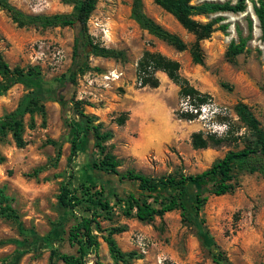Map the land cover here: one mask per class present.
I'll return each mask as SVG.
<instances>
[{
  "label": "rangeland",
  "instance_id": "374dc122",
  "mask_svg": "<svg viewBox=\"0 0 264 264\" xmlns=\"http://www.w3.org/2000/svg\"><path fill=\"white\" fill-rule=\"evenodd\" d=\"M7 1L27 14L72 11L71 6L60 0ZM142 1L146 16L179 36L187 49L177 51L141 29L131 16L132 0H98L87 22L88 32L95 43L124 51L126 59L90 57L91 69L77 77L73 98L83 103L82 109L93 117L94 124H102L104 131L112 132V139L105 145L119 160L120 173L133 170L151 177L176 172L197 174L228 151L244 147L246 129L234 111L238 103L247 105L264 129V42L252 9V3L257 0H245L244 13L193 17L201 23L218 19L216 30L200 42L202 64L194 63L191 58L194 35L152 0ZM213 1L236 3L238 0ZM249 21L252 40L247 51L228 59L226 50L231 41L237 40L236 28L246 35ZM220 25H226L225 30H220ZM102 29L108 30L107 36ZM73 45L71 28H19L0 7V53L11 68L38 66L44 82L53 84L70 68ZM145 50L176 60L180 74L198 91L210 95L204 111L200 110L201 106L194 108L179 99L178 87L163 73H157V88L139 86L136 67ZM27 93L25 86L16 84L1 95L0 117L22 111ZM44 107L45 116L23 114L26 143L23 148L15 146L10 134L0 138V189L11 198L22 225L20 233L13 221L0 217V240L8 241L0 246V264H49V248L35 242L34 236L46 235L51 223L57 221L56 197L60 184L72 175L73 185H92L90 152L84 141L70 169L67 168L70 112L64 116L60 104L54 101L45 102ZM186 110L195 117L178 119L176 113ZM120 117L126 118L121 126L117 123ZM150 124V133L144 131ZM199 132L204 138L214 135L223 142L216 147L194 149L191 137ZM149 134L154 137L153 142ZM58 151L60 158L54 164ZM37 169L40 171L34 174ZM236 183L232 193L209 194L194 224L183 222L179 211L155 217L151 222H140L125 217L124 206L110 199L111 220L98 218L99 227L94 229L99 244L97 258L91 253L85 264H94L96 259L103 264H114L102 236L115 226L125 227L124 232L114 235L118 247L140 256L132 264H214L210 253L216 251L213 243L228 264H264V178L258 173H239ZM116 187L129 190L131 185L122 183ZM71 224V221L60 224L54 231L58 252L53 264H63L57 258L60 253H76V247L67 240ZM24 249L29 252L19 255L18 251Z\"/></svg>",
  "mask_w": 264,
  "mask_h": 264
},
{
  "label": "trees",
  "instance_id": "16d2710c",
  "mask_svg": "<svg viewBox=\"0 0 264 264\" xmlns=\"http://www.w3.org/2000/svg\"><path fill=\"white\" fill-rule=\"evenodd\" d=\"M98 0H60L61 3L71 6L69 13L56 14H27L10 4L7 0H0V7L9 16L13 24L19 28L33 27L37 29L69 27L74 33L72 62L66 73L55 79L53 84L44 82L38 66L27 68H11L0 53V96L16 84L28 89L27 103L22 111L16 110L0 117V138L7 134L18 148L25 146L23 139V114L45 116L44 104L54 101L60 104L63 115L70 112L68 126L71 134L70 153L67 157V168L70 169L73 158L81 149L83 141L89 150V168L92 174V185L82 183L73 185L72 175L68 176L59 187L56 197V212L58 219L51 223L50 231L44 236H34L35 242L43 243L49 248V264L58 252L54 242V231L57 226L72 222L68 230V243L76 247L74 255L60 253L58 259L63 264H85L89 254L94 253L97 258L98 239L95 227H99L98 218L111 220L112 205L122 204V214L125 217H134L140 222H151L155 217H162L166 213L179 211L182 221L194 224L199 220L207 196H223L232 193L236 188L237 174L258 173L264 178V129L247 105L238 103L234 107L235 114L246 129L244 147L237 151H228L221 159L214 162L209 168L197 174L170 173L159 177H151L128 170L118 171L119 160L110 152L106 142L112 139L111 131H104L102 124H94L93 117L85 114L81 101L73 98L77 85V77L91 69L90 57L124 61L125 52L108 48L95 43L88 32L87 22L95 9ZM154 4L172 15L175 20L195 37L190 46L192 61L203 63L200 42L209 38L216 30L215 19L207 23L196 21V15L215 13L239 14L246 11L245 0L236 3L213 0H152ZM192 1L198 2L192 4ZM253 13L258 22L260 39L264 42V0L252 3ZM131 16L139 27L147 31L160 41L173 47L177 51L187 49L186 43L176 34H173L146 16L143 11L142 0H132ZM225 30L226 25H220ZM237 40L231 41L226 50V57L233 59L247 51L248 43L252 40V25L248 22L247 34L244 35L238 27ZM157 73H163L178 87V97L188 105L198 108L208 103L210 95L194 88L189 81L180 74V65L160 52L145 50L136 67V80L141 88H157L159 79ZM178 119L192 120L195 115L188 110L176 113ZM32 120V118H31ZM125 117L117 120L119 126L125 122ZM91 141V145H89ZM223 142L222 138L214 135L203 137L202 133H194L191 144L194 149L216 147ZM100 158H96V153ZM60 158L57 152L54 164ZM40 169L34 171L37 174ZM131 185L129 190L119 189L117 184ZM98 184V186H96ZM0 217L13 221L22 232L19 215L11 205V198L3 189H0ZM203 225V221L200 219ZM125 231L124 226H115L106 230L102 236L107 245L108 253L114 264H132L133 260L140 259L136 252H123L117 245L114 235ZM27 242V241H26ZM7 240H0V246L7 244ZM211 251L214 264H228L223 253ZM28 250V249H27ZM26 249L18 251L19 255L28 253ZM3 264V263H2ZM94 264H103L98 259Z\"/></svg>",
  "mask_w": 264,
  "mask_h": 264
},
{
  "label": "crops",
  "instance_id": "0c3cea01",
  "mask_svg": "<svg viewBox=\"0 0 264 264\" xmlns=\"http://www.w3.org/2000/svg\"><path fill=\"white\" fill-rule=\"evenodd\" d=\"M165 126H166V123H165ZM152 128V125L150 124V125H147L146 127H144V131H147V132H149V130ZM150 133V132H149ZM150 136H151V134H149ZM153 139H154V137L153 136H151L150 137V142H153Z\"/></svg>",
  "mask_w": 264,
  "mask_h": 264
},
{
  "label": "built area",
  "instance_id": "2783aa9c",
  "mask_svg": "<svg viewBox=\"0 0 264 264\" xmlns=\"http://www.w3.org/2000/svg\"><path fill=\"white\" fill-rule=\"evenodd\" d=\"M96 25H99V24H96ZM102 32H103V34H104L105 36H107L106 34H107L108 30H104V29H102ZM203 106H204V105H203ZM203 106H201V108H200L201 111H204V110H205V107H203ZM196 112H198V111H196Z\"/></svg>",
  "mask_w": 264,
  "mask_h": 264
},
{
  "label": "water",
  "instance_id": "95a60500",
  "mask_svg": "<svg viewBox=\"0 0 264 264\" xmlns=\"http://www.w3.org/2000/svg\"><path fill=\"white\" fill-rule=\"evenodd\" d=\"M91 143H92V142H91V141H89V145H91Z\"/></svg>",
  "mask_w": 264,
  "mask_h": 264
},
{
  "label": "bare ground",
  "instance_id": "6f19581e",
  "mask_svg": "<svg viewBox=\"0 0 264 264\" xmlns=\"http://www.w3.org/2000/svg\"><path fill=\"white\" fill-rule=\"evenodd\" d=\"M255 18V17H254ZM255 20H256V18H255Z\"/></svg>",
  "mask_w": 264,
  "mask_h": 264
}]
</instances>
